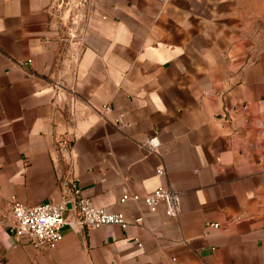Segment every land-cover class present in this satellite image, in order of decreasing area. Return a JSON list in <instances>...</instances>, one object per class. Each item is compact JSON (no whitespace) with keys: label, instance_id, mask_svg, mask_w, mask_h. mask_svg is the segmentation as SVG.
<instances>
[{"label":"crops","instance_id":"crops-1","mask_svg":"<svg viewBox=\"0 0 264 264\" xmlns=\"http://www.w3.org/2000/svg\"><path fill=\"white\" fill-rule=\"evenodd\" d=\"M53 2L0 0V264H264V0H88L65 40ZM71 183L127 227L11 235Z\"/></svg>","mask_w":264,"mask_h":264},{"label":"built area","instance_id":"built-area-1","mask_svg":"<svg viewBox=\"0 0 264 264\" xmlns=\"http://www.w3.org/2000/svg\"><path fill=\"white\" fill-rule=\"evenodd\" d=\"M67 158L65 148L60 150ZM157 174L162 175V170ZM68 193L74 198L75 218L68 217L66 203L54 204L50 202L35 206H26L16 201L10 203V222L8 224L11 235L17 240H27L33 246L42 249H53L61 241L66 228L96 229L103 225H118L122 229L127 227L125 218L120 213H110L105 209L96 208L86 198L79 196L75 183H71ZM126 200L137 201L136 195H125L120 202ZM146 208L154 212L159 205H163L165 213L170 218H176L181 212V193L172 188L159 186L151 194L142 198ZM139 225L141 219H135ZM217 227L215 224L209 225Z\"/></svg>","mask_w":264,"mask_h":264},{"label":"rangeland","instance_id":"rangeland-1","mask_svg":"<svg viewBox=\"0 0 264 264\" xmlns=\"http://www.w3.org/2000/svg\"><path fill=\"white\" fill-rule=\"evenodd\" d=\"M53 3L57 11L58 22L60 25H62L63 21L61 19V14L66 12L65 10H71L70 14H72V12H76L77 10V22H78V11L81 7L85 8L88 5V0H54ZM64 16H66V13L64 14Z\"/></svg>","mask_w":264,"mask_h":264},{"label":"water","instance_id":"water-1","mask_svg":"<svg viewBox=\"0 0 264 264\" xmlns=\"http://www.w3.org/2000/svg\"><path fill=\"white\" fill-rule=\"evenodd\" d=\"M66 9V8H65ZM66 12L61 14V19L63 21V24L61 25L63 30H62V34L64 35V40L65 38H71L74 32V27L77 23V10L76 12H72V14H70L71 10H65ZM66 13V16H64V14ZM80 230H83V228H81Z\"/></svg>","mask_w":264,"mask_h":264}]
</instances>
